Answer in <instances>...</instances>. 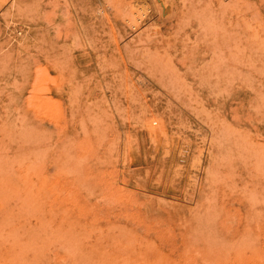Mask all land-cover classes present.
Segmentation results:
<instances>
[{"label": "rangeland", "instance_id": "374dc122", "mask_svg": "<svg viewBox=\"0 0 264 264\" xmlns=\"http://www.w3.org/2000/svg\"><path fill=\"white\" fill-rule=\"evenodd\" d=\"M0 264H264V0H0Z\"/></svg>", "mask_w": 264, "mask_h": 264}, {"label": "bare ground", "instance_id": "6f19581e", "mask_svg": "<svg viewBox=\"0 0 264 264\" xmlns=\"http://www.w3.org/2000/svg\"><path fill=\"white\" fill-rule=\"evenodd\" d=\"M137 8H139V6H138ZM142 8H143V7H142ZM140 11H142V10H140ZM140 11H139V13H140ZM140 14H141V13H140ZM143 14H144V13H143ZM133 18H134V17H133ZM133 24H135V22H133L132 25H133ZM135 25H136V24H135Z\"/></svg>", "mask_w": 264, "mask_h": 264}]
</instances>
